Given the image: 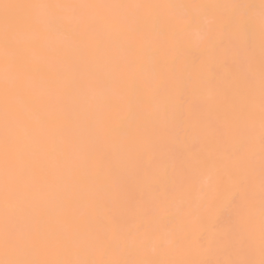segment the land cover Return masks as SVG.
Here are the masks:
<instances>
[{
	"label": "bare ground",
	"instance_id": "1",
	"mask_svg": "<svg viewBox=\"0 0 264 264\" xmlns=\"http://www.w3.org/2000/svg\"><path fill=\"white\" fill-rule=\"evenodd\" d=\"M0 264H264V0H0Z\"/></svg>",
	"mask_w": 264,
	"mask_h": 264
}]
</instances>
